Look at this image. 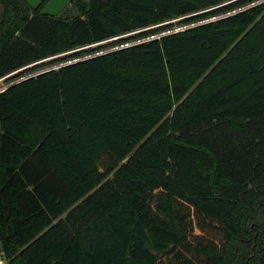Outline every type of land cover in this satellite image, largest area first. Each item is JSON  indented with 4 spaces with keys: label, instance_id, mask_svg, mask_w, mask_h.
Returning <instances> with one entry per match:
<instances>
[{
    "label": "trees",
    "instance_id": "1",
    "mask_svg": "<svg viewBox=\"0 0 264 264\" xmlns=\"http://www.w3.org/2000/svg\"><path fill=\"white\" fill-rule=\"evenodd\" d=\"M253 1L0 0L8 264H264Z\"/></svg>",
    "mask_w": 264,
    "mask_h": 264
},
{
    "label": "water",
    "instance_id": "2",
    "mask_svg": "<svg viewBox=\"0 0 264 264\" xmlns=\"http://www.w3.org/2000/svg\"><path fill=\"white\" fill-rule=\"evenodd\" d=\"M74 0H27L28 4L37 9L41 8V13L44 15L56 16L65 10Z\"/></svg>",
    "mask_w": 264,
    "mask_h": 264
},
{
    "label": "rangeland",
    "instance_id": "3",
    "mask_svg": "<svg viewBox=\"0 0 264 264\" xmlns=\"http://www.w3.org/2000/svg\"><path fill=\"white\" fill-rule=\"evenodd\" d=\"M262 1H264V0H255V1H253L252 3H250V4H247V5H245V6H242V7H240V9H245L246 7H248V6H250V5H254V4H257V3H260V2H262ZM213 8H215L214 6H212V7H209L208 9H205L204 11H208V10H210V9H213ZM229 13H232V11L231 12H229ZM229 13H227V14H229ZM1 14H2V6H1V4H0V18H1ZM213 18H215V17H213ZM213 18H208V20L207 21H209V20H212ZM178 19L176 18L175 19V21H177ZM172 21H174V20H172ZM171 22V21H170ZM165 23H168V22H165ZM177 23V22H176ZM163 24V23H162ZM155 26H157V25H155ZM185 27H188V25H180V24H174L173 25V28L171 27L170 29H169V31H174V30H180V29H184ZM124 35H127V34H123V35H121V36H124ZM154 36V35H153ZM147 38V37H146ZM145 38V39H146ZM94 45H96V44H94ZM81 49V48H80ZM105 50V49H104ZM71 57H68V58H66V59H62V60H60V62H57V63H55V65H59V64H61V63H63V62H65V60H67V59H70ZM11 81L12 80H5V78H2V79H0V89H2V88H4V87H6V86H8L10 83H11Z\"/></svg>",
    "mask_w": 264,
    "mask_h": 264
},
{
    "label": "built area",
    "instance_id": "4",
    "mask_svg": "<svg viewBox=\"0 0 264 264\" xmlns=\"http://www.w3.org/2000/svg\"><path fill=\"white\" fill-rule=\"evenodd\" d=\"M0 264H8L6 258L4 257L1 251H0Z\"/></svg>",
    "mask_w": 264,
    "mask_h": 264
}]
</instances>
